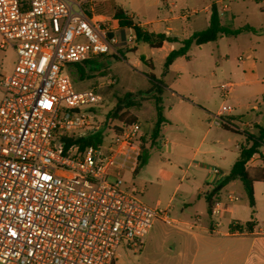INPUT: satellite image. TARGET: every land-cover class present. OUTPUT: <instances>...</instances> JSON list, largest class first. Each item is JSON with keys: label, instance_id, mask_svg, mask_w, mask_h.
I'll list each match as a JSON object with an SVG mask.
<instances>
[{"label": "built area", "instance_id": "2783aa9c", "mask_svg": "<svg viewBox=\"0 0 264 264\" xmlns=\"http://www.w3.org/2000/svg\"><path fill=\"white\" fill-rule=\"evenodd\" d=\"M90 1L0 0L1 47L16 53L12 70L0 77V264H116L121 243L139 247L155 220L174 222L166 209L145 204L134 189H122L123 172L138 164V120L97 147L81 150L75 144L64 152V137L99 127L90 109L101 104L100 90L116 82L107 75L77 90L68 69L118 54L117 21L95 16ZM123 39L137 41L135 34ZM233 86L219 83L220 98ZM231 111L223 103L213 124L228 125L220 115ZM225 198L238 200L233 193ZM222 210L214 200L211 232H218ZM195 226L185 223L189 231ZM244 232L237 221L227 230Z\"/></svg>", "mask_w": 264, "mask_h": 264}, {"label": "rangeland", "instance_id": "374dc122", "mask_svg": "<svg viewBox=\"0 0 264 264\" xmlns=\"http://www.w3.org/2000/svg\"><path fill=\"white\" fill-rule=\"evenodd\" d=\"M213 2L214 0H91L90 5H92L94 12L104 13L108 16L114 8L121 7L133 14L136 23L168 18L174 14L183 16L181 19L168 21L166 24L185 38L190 36L192 32L207 27L210 12L203 9ZM216 7L223 25L228 26L230 29H239L247 25L251 29L242 30L236 35H223L216 41L201 46L192 44L186 53V57L178 58L174 68L169 71L164 67L165 53L178 48L179 43L177 41L166 42L162 48L151 50L153 78L166 86L161 94L162 100L160 102L165 121L166 119L170 120L173 111L178 107L176 99L167 90L183 87L189 81L196 88L210 90L209 106L214 112L217 111L221 98L210 87L227 80L234 83L232 93L224 99V104L232 106L231 112L236 111L245 116L254 117L257 114V108L264 106V100H262L264 98V0H221L219 4H216ZM192 11L197 13L190 15ZM108 18L110 19V17ZM156 27L163 30L162 25L160 28V24L146 25L148 30ZM129 35L134 36L133 31L128 28L123 29V37ZM136 44L138 51L134 55L131 52H125L121 53L120 57L116 59L110 55H102L93 61H88L87 64L83 65L84 75L82 78H79L75 69L70 66L68 69L77 90L91 88L107 75L118 80L117 84L106 86L100 90L102 95L101 104L94 105L99 108L98 124H103L106 112L115 105L118 98H123L126 93L131 92V96L127 97L128 100L140 102V106L131 107L128 110L136 115V120L143 126L140 142L141 145L145 143L144 155L148 158L147 172L142 174L143 166H141L139 168L140 173H124L122 175V189L131 191L137 188L139 190L138 197L145 204L155 207L158 184L155 183L154 176H156L157 169L160 166L161 157L170 160V165L167 164L166 168L174 170L178 177L185 171L187 161L182 159L183 155L179 154L182 158L172 155L173 143L163 144L165 140L169 139L170 134L175 131L172 126H168L166 129L161 128V136L156 139L155 144L151 145L150 135L154 124L148 118L150 116V118L156 120L153 101V95L156 92L152 91L151 93L154 94L146 95L145 92L152 88V83L147 78L148 69L142 61L139 65H134L131 61L132 55L142 60L145 54L142 48L147 46H144L141 40H137ZM239 57H241V60H239ZM14 61L15 57L12 50L5 53L1 49L0 76L8 74V71L5 72L2 69L8 63L12 66ZM176 72L180 75H176ZM187 98L193 100L192 97L188 96ZM225 114L227 113L223 115ZM108 133H106L108 136H104V138L111 136ZM226 133L225 137H231V143L227 149L234 150V154L238 156L234 145L244 143L242 135L239 133ZM209 144H213L211 153L203 149L206 154H201L199 157L213 158V161L214 159L218 160L220 154L223 153L222 146L217 143ZM262 150H264V147H262ZM168 151L171 155L166 154ZM262 156H264V152H262ZM257 163L254 172H250V175L254 178H260L261 174H264V158H258ZM190 179V171L187 170L185 178L181 181L182 186L189 183ZM108 180L112 181L113 177L110 175ZM232 182L231 190L239 199L236 202L235 217L245 219L251 217L255 221L257 210H264V180L255 179L253 181L254 193L252 200L254 206L252 207L248 204L249 198L241 182L239 180H233ZM177 183L178 178L171 183V188L173 189ZM178 208L179 203L175 200L166 209L169 212L168 216L178 218ZM205 218L207 216H204ZM174 224L177 225L175 222L170 224L169 222L155 220L139 247L121 243L115 251L116 264H175L174 257H171L168 262L165 256L183 255L184 234L175 228ZM189 247L191 248V245Z\"/></svg>", "mask_w": 264, "mask_h": 264}, {"label": "crops", "instance_id": "0c3cea01", "mask_svg": "<svg viewBox=\"0 0 264 264\" xmlns=\"http://www.w3.org/2000/svg\"><path fill=\"white\" fill-rule=\"evenodd\" d=\"M220 2L221 0H214L213 3L219 4ZM123 10L134 21L133 14L129 13L125 9ZM203 10L206 12H210V5H206ZM114 11L115 8L108 16L104 13L94 12L93 9L95 16L103 19H109L108 17L112 18ZM182 17L183 16L174 14L168 18L164 17L154 20H147L142 23H136L134 21V24L145 31L153 33H163L170 38H176L179 40L183 39V37H181L177 31H174L171 26L167 25L166 22L181 19ZM154 24H160V28L162 25L163 30H160L157 27L152 30L146 29V25ZM123 29L125 28L119 27V39L121 40L116 46V51L118 54L114 56L110 54V56L115 59L120 57L121 53L131 52L134 55L138 51L136 46L137 44H124ZM128 29L132 30V28ZM175 41L177 40L164 41L163 44L158 48H162L166 44V42ZM177 42L179 43V41ZM143 44L144 46L148 47L142 48V51L145 52L143 59L140 60L139 58L132 55L131 61L134 65H139L142 61L148 69L147 74L153 76L151 50L157 48L150 47L146 43ZM8 46L1 47L0 36V51L1 49H3L6 53L7 51L9 52L12 50L16 60V53L14 49L11 46ZM170 51L172 50H169L165 53V58ZM177 60L178 58L171 65H169L166 70L169 71L170 69L174 68ZM14 63L15 61L13 62L12 66L8 63V65L4 69H2V71H8V73H10L14 66ZM176 75H180V73L176 72ZM117 82L118 80L116 79V82L114 84H117ZM162 85L163 88L161 94L166 88L163 83ZM217 85H219V83L212 85L210 88L211 90H215L218 95ZM167 91H169L173 98L176 99V104L178 105V107L173 111L170 120L166 119L161 127L163 129H166L168 126H172L173 128H175V131L170 134L169 139L165 140L163 144L166 145L170 142L173 143L172 145L174 146V148H172L171 150L172 155L174 154L179 158H182L179 156V154L183 155L184 157L182 159L184 161H187V163L185 166V171L182 175H180V177H178V175L175 174L174 170L166 168L167 164L170 165V160L168 158L165 159L164 157H161L160 166L157 169L156 176H154V181L158 184V194L154 206L156 208L162 207L164 209H168L175 200L176 202L178 201V218L171 217V219L175 223H177V225L174 224L175 228H177L184 234L182 245L184 248L182 251L183 255H165L166 260H168L169 262L170 258L174 257L176 261L175 264H264V210H257V217L255 221L251 217L249 219L235 217L234 213L236 212L237 208L236 202L239 199L234 203L227 202L225 198L226 194H234V191L231 190L233 180L224 182V179L228 175V172L233 163L238 159L240 148L246 144V133H254L256 126L264 127V106L257 108V114H255L254 117L245 116L244 114L236 111L227 113L225 115L222 114L220 115L221 119L227 122L228 125L219 126L213 124V117L218 112L219 107L224 103V99L221 98L220 105L217 108V111L214 112L209 106L210 90L208 91L206 89L196 88L191 84L190 81L187 82L185 86L183 85V87L173 88V90L168 89ZM1 96L2 87L0 85V98ZM188 96L192 97L193 100L187 98ZM262 100H264V98H262ZM148 119L151 120L154 124L155 120L150 118V116ZM226 132L239 133L242 135L241 137H243L244 143L242 145H234L238 156L234 154V150L227 149L231 143V137H225V134H227ZM159 135L161 136V130L159 132ZM209 143H217L218 145L222 146L223 153L220 154L218 160L214 159L213 161V158L209 159L199 157L201 154H206L204 153L203 149H205L208 153H211V147L213 144ZM226 143H228V146L226 145ZM205 144L206 147L204 148ZM141 147L142 148L140 150V154H142V156H145V143L144 145H141ZM262 152H264V150H262L261 148L259 153L253 155L246 164L247 173L253 181H255V179L264 180L261 178L262 174L260 178H254L250 175V172H254V169L257 168L258 158H264V156H262ZM171 153L168 151V153L166 154L171 155ZM255 156L256 158H254ZM147 165L148 158L146 160V163L144 165H141L143 166V169L141 171L142 174H146ZM141 166L137 164L135 171H124L123 174L140 173L139 168ZM213 168H217L219 170V173H213ZM187 170L190 171L191 179L189 183L182 186L181 181L185 178V173L187 172ZM176 177L178 178V183L172 189L171 183L177 180ZM215 188L219 189L215 192L213 201L219 199L223 206V210L221 211L219 217L220 223L217 227L218 232H211L215 224V219L210 217L206 195L210 194V192ZM134 190L139 192L137 188H134ZM167 214L169 215V212H167ZM204 216H207V218L204 219ZM191 221L196 222L194 230H186L185 223H190ZM232 221L239 222L242 227L245 228L246 232L240 235L227 234V230L229 229L230 223ZM248 221L253 222L252 230L250 231L245 227V223ZM189 245H191V248L189 247Z\"/></svg>", "mask_w": 264, "mask_h": 264}, {"label": "trees", "instance_id": "16d2710c", "mask_svg": "<svg viewBox=\"0 0 264 264\" xmlns=\"http://www.w3.org/2000/svg\"><path fill=\"white\" fill-rule=\"evenodd\" d=\"M114 20L117 21L118 26L121 28H132L135 37L137 40H141L143 43H146L150 47L158 48L160 47L164 41L167 40H177L180 43L179 48L174 49L168 53L164 60V67L167 68L171 65L177 58L181 56H186V53L189 47L194 44L196 46H200L209 42L216 41L223 35H236L242 30L251 29L249 26H244L239 29H230L228 26H225L221 23L219 18L218 10L215 3L210 5V14L209 21L206 28L202 30H197L192 32V34L183 39L170 38L163 33H153L148 32L140 28L139 26L134 24L133 19L127 15V13L120 7H116L113 17ZM84 64H73L70 67L75 69L78 73L79 78H82L84 75ZM149 81L152 83V88H150L146 93V95L150 94L152 91H155L156 94L153 97L154 106L156 110V120L154 122V126L151 130L150 141L151 145L155 144L156 139L160 137L159 132L161 130L162 125L165 120L162 116V107L160 105L161 102V91L163 85L160 81H157L153 78L152 75L147 76ZM131 92L126 93L123 98H118L115 105L106 112L103 124H98V113L99 108H91L90 111L95 115L94 120L99 126L94 131H90L84 135L80 136H66L63 138L65 145V153L68 152L70 147L77 144L80 149H84L87 146H95L97 147L102 143L104 136L106 133L119 134L123 130L124 126L134 120H136V116L133 115L128 109L131 107L140 106V102L128 100L127 97H130ZM104 127V128H103ZM106 131V132H105ZM108 133V134H109ZM246 144L240 148L238 159L233 163L230 168L228 175L225 177L224 182H228L230 180L239 179L245 190L247 192V196L249 198L250 207L254 206L252 197V182L253 180L249 177L246 164L251 159V157L255 154H258L260 149L264 147V127L256 126L254 133H246ZM142 148V147H141ZM147 156H142V154L138 157V165H144L146 163ZM262 179H264V174H262ZM219 188L213 189L210 194L206 195V200L208 204V209H210L213 203V196ZM252 221H248L245 223V227L247 230H252Z\"/></svg>", "mask_w": 264, "mask_h": 264}]
</instances>
